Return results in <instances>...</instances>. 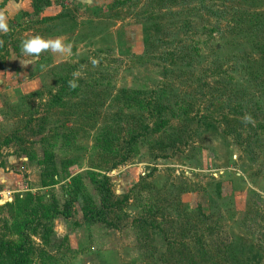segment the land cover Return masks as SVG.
<instances>
[{"label":"rangeland","instance_id":"1","mask_svg":"<svg viewBox=\"0 0 264 264\" xmlns=\"http://www.w3.org/2000/svg\"><path fill=\"white\" fill-rule=\"evenodd\" d=\"M0 16L3 264H264V0Z\"/></svg>","mask_w":264,"mask_h":264},{"label":"clouds","instance_id":"2","mask_svg":"<svg viewBox=\"0 0 264 264\" xmlns=\"http://www.w3.org/2000/svg\"><path fill=\"white\" fill-rule=\"evenodd\" d=\"M7 31V24L4 22L3 17L0 16V32ZM19 50L21 56L24 58L23 63L32 64L36 59L39 58V55L42 52H50L54 55L63 56L69 53L70 48L64 42L62 37L45 39L39 35H33L20 42ZM71 86L75 87V84L71 83Z\"/></svg>","mask_w":264,"mask_h":264},{"label":"trees","instance_id":"3","mask_svg":"<svg viewBox=\"0 0 264 264\" xmlns=\"http://www.w3.org/2000/svg\"><path fill=\"white\" fill-rule=\"evenodd\" d=\"M48 5H49V2H47V1H46V4H45V6H48ZM0 263H1V264H3V261H2V259H0Z\"/></svg>","mask_w":264,"mask_h":264}]
</instances>
